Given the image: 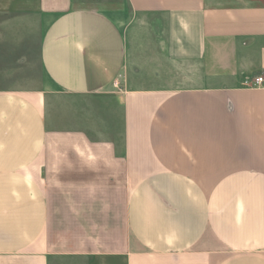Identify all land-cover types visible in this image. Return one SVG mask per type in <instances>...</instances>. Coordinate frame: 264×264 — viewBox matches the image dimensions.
I'll return each instance as SVG.
<instances>
[{"label": "crops", "instance_id": "0c3cea01", "mask_svg": "<svg viewBox=\"0 0 264 264\" xmlns=\"http://www.w3.org/2000/svg\"><path fill=\"white\" fill-rule=\"evenodd\" d=\"M89 1L0 0V264H264V0Z\"/></svg>", "mask_w": 264, "mask_h": 264}, {"label": "rangeland", "instance_id": "374dc122", "mask_svg": "<svg viewBox=\"0 0 264 264\" xmlns=\"http://www.w3.org/2000/svg\"><path fill=\"white\" fill-rule=\"evenodd\" d=\"M109 2L112 3H102L99 1H89L85 2V4H92V5H98L101 6L105 9H107V12L116 20H122L124 22V20L126 19V15L128 13V7L127 4L124 0H116L117 3H114V0H111ZM47 83L46 79H40V83L44 84ZM21 84H25V83H21Z\"/></svg>", "mask_w": 264, "mask_h": 264}, {"label": "built area", "instance_id": "2783aa9c", "mask_svg": "<svg viewBox=\"0 0 264 264\" xmlns=\"http://www.w3.org/2000/svg\"><path fill=\"white\" fill-rule=\"evenodd\" d=\"M263 81H264L263 76H262V75H258V76H256V77H254L252 83H253L254 85H260V84L263 83Z\"/></svg>", "mask_w": 264, "mask_h": 264}]
</instances>
